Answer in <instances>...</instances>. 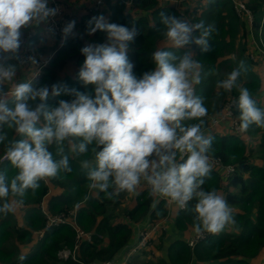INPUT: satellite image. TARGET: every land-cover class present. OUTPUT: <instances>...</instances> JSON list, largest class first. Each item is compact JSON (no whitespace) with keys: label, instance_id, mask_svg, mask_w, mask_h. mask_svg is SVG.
Instances as JSON below:
<instances>
[{"label":"clouds","instance_id":"obj_1","mask_svg":"<svg viewBox=\"0 0 264 264\" xmlns=\"http://www.w3.org/2000/svg\"><path fill=\"white\" fill-rule=\"evenodd\" d=\"M48 5L49 0H0V54L19 59L22 29L38 27L58 14L57 8ZM160 18L163 30L157 31H162L171 49L194 43L202 52L211 51L209 40L217 31L214 23L205 26L203 21L192 23L165 12ZM74 28L75 21L66 24L65 40ZM98 30L107 33L108 43L87 44L81 49L85 60L78 74L85 86L94 87V96L62 84L34 88L32 84L41 75L15 83L17 66L0 63V144L7 139L5 126L23 137L10 141L5 149L16 172L10 181L0 172V215L15 213L29 190L35 193L41 181L47 183L71 172L69 154L84 155L91 145L94 163L86 159L81 167L89 187L108 199L121 193L139 196L147 189L154 210L161 200L180 210H188L195 200L194 231L198 236L218 235L234 226L233 210L224 195L203 187L214 168L209 155L214 138L206 135L208 109L204 97L196 94V86L204 78L200 61L191 51L176 55L172 50H157L152 54L154 68L137 76L128 50L140 29L135 24L129 28L110 23L100 15L87 22L86 34ZM29 59L36 63L34 57ZM247 71L241 61L217 82L225 92L239 91L234 103L242 133L253 125L264 129V108L240 84ZM61 95L74 99L60 100L55 107L47 104L50 97ZM212 127L208 119L207 128Z\"/></svg>","mask_w":264,"mask_h":264},{"label":"trees","instance_id":"obj_2","mask_svg":"<svg viewBox=\"0 0 264 264\" xmlns=\"http://www.w3.org/2000/svg\"><path fill=\"white\" fill-rule=\"evenodd\" d=\"M131 1L130 7L127 6L128 0H116L115 4L110 5L113 13L109 22L129 28L135 24L140 29L141 34L130 43L128 50V57L134 64L137 76L154 68L152 54L157 50H172L176 55L191 51L203 68L204 78L196 86V94L204 97L208 109L205 118L207 128L209 116L220 111L227 98L233 97L238 102V89L228 93L218 88L217 82L225 79L228 73L244 61L248 71L240 78L241 87H247L258 106L264 108V74L259 70V62L264 58L259 55L260 51L264 53V0H244L252 15L254 37L260 50L256 51L257 56L251 52L247 42L252 30L247 25L248 16L245 13L243 16L239 15L235 0H194L183 6L166 0ZM104 11L100 8H87L82 19L76 21L77 26L86 30L87 22L92 17L102 15ZM65 12L67 14L66 10ZM161 12L192 23L203 21L205 26L214 23L217 31L209 40L211 51L202 52L201 47L194 43L180 50L171 49L167 42L159 45L162 40L167 41L162 31H157L158 28L163 30ZM99 32L102 34L101 38L107 36L106 32ZM77 40V36L70 35L64 45L57 49L50 67L45 68L43 74L32 84L34 88L45 85L50 88L53 84H62L95 95L94 87L85 86L79 79L78 74L85 56L81 52L83 46L77 45ZM14 62L19 66L17 60ZM72 99L73 96L67 95L50 97L47 104L55 107L60 100ZM12 106L14 105L10 100L9 107ZM239 115L238 108L234 106V116L240 123ZM4 131L7 132V139L0 144V172H5L10 181L16 170L7 157H2L6 154L5 149L10 141L23 137L8 130L6 126ZM206 135L214 138L209 152L213 161L219 160L222 165L235 167V171L226 179L223 166L214 161L211 176L203 185L206 190L214 188L224 195L233 210L236 221L234 226L218 235L205 233L203 238L191 245L187 239L190 237L189 233L194 231L193 209L196 201L189 203L188 210L176 207L174 211L169 208L167 201L161 200L154 210L153 197L147 189L139 196H134L135 203L125 205L118 211L126 193L108 199L103 192L89 187L90 182L86 171L81 167V161L87 159L94 163L90 145L88 153L84 155L69 154L71 172L61 173L60 178L47 183L41 181L35 193L29 190L23 198V205L15 213L6 217L0 215V264H78L71 259L58 257L59 249L74 245L76 230L69 223L46 227L47 217L45 218L42 204L47 195L50 198L44 207H47L50 214H69L75 211L77 223L93 232V242L81 241L80 257L87 262L109 261L123 251L132 238L131 221L139 223L149 218L150 223H158L169 218V226L175 227L180 233L175 237L168 234V225L164 222L166 229L159 236V243H154L150 238L127 264H264V258H259L264 251V129L253 125L248 132L242 133L231 127L226 132L212 131ZM50 150L55 155V145L50 146ZM109 191L113 189L110 188ZM20 211L24 213L22 220ZM118 216L121 219L114 221ZM39 229H44L42 236L34 233ZM140 253L142 256L137 258ZM20 256L26 258L21 261Z\"/></svg>","mask_w":264,"mask_h":264},{"label":"built area","instance_id":"obj_3","mask_svg":"<svg viewBox=\"0 0 264 264\" xmlns=\"http://www.w3.org/2000/svg\"><path fill=\"white\" fill-rule=\"evenodd\" d=\"M102 0H97L95 3V7H97L98 3H100ZM51 6L52 8H57L58 14L55 17H52L48 21V28L55 33L56 35H59L62 38V42L65 40L63 36V28L66 26L67 23L71 22L68 18L66 12H65V6H63L61 3H59L57 0H51ZM94 7V8H95ZM235 7L238 11L240 16H243L244 13L247 14L248 20L247 25L249 27L252 26V15L250 14V11L246 8L244 3L240 0H235ZM76 28V26H75ZM24 59H26L29 62H32L29 57H34L36 61V65L34 66V75H32V78L36 79L38 78L42 73V67L47 65L52 60V54L49 55L46 58H41L40 55L37 53L36 50H33L32 52H27ZM254 56V54H253ZM2 60V62H1ZM41 60V61H40ZM4 62V58L0 57V63ZM235 100L231 98H227V100L224 102L223 107L220 111H218L214 115L209 116V122L210 126H216L223 122L228 121L230 123V126L234 130H240V123L234 116V106H235ZM6 157V154L2 157L4 159ZM233 171V167L230 165L227 168L226 175L228 176ZM42 207H44V204H42ZM47 217V228H50L55 225L65 224L69 223L71 224L74 229L76 230V241L74 245L72 246H65L58 250V256L61 258H72L76 261L81 262L82 264H117L114 260L109 261H97L93 260L92 262H82L79 258L80 256V247H81V241L82 240H88L93 242V232L84 229L82 226H80L76 221V213L75 211L67 213H61L58 215H45V218ZM153 229H156V226L153 227ZM141 237L140 240L134 244L128 251V253H131L132 250H139L141 247H143L147 242L148 238L150 237V233L147 229H141ZM36 233L39 236H42L44 234V229L37 230ZM204 236V234L202 235ZM202 236H198L196 234L192 235L191 238L193 240H196ZM192 240V241H193ZM138 248V249H137ZM125 264V263H121Z\"/></svg>","mask_w":264,"mask_h":264},{"label":"rangeland","instance_id":"obj_4","mask_svg":"<svg viewBox=\"0 0 264 264\" xmlns=\"http://www.w3.org/2000/svg\"><path fill=\"white\" fill-rule=\"evenodd\" d=\"M61 1H63L64 3L69 5V7L71 8V11H69V13L70 14L73 13L74 20L80 19L81 17H83L86 14V12H87V8L89 7L91 9H99L100 8L102 10H105L102 15L108 20V22L111 20V15L113 13V9L110 8V5H113V4L116 3V0H102L100 3H98V5H97L98 8H96L95 4H89L86 0H61ZM242 2L245 5V1L242 0ZM131 3H132V1L128 0L127 6L130 7ZM249 29H252V30H250V32H249V35H248V37H249L248 39L249 40L247 42H249V48H250L251 52L255 54L254 46L257 43V40L254 37L255 36V29H254L253 25ZM73 32H74L73 35L77 36L78 39H79V40L76 41V44L80 45L81 47L82 46L84 47L87 44L99 45V44L108 43L107 36L101 38L102 34L99 32V30L96 31L92 35H88V34H86V30H84V29H82L81 27L78 26V28L76 30H74ZM97 33H99V35ZM260 34H262V32H260ZM58 39L56 38V34L53 33L48 28V22H46L44 24V30H43V33L41 34V36L37 35L36 37H34L32 39L33 42H30V39H27V40H29V44L28 45H31L34 49L35 48L42 49L44 51L43 53L48 54V53H50L49 49H51L52 47H53V49H52V52H53L54 50H57V49L61 48L64 45V43H62V41H60V40L58 41ZM57 42H58V46L54 47V46H56ZM166 42L167 41L162 40L159 45H164V43H166ZM25 51H29V49L25 50ZM25 51H21L22 58L27 57L26 54H24ZM37 53L40 55V53L38 51H37ZM2 55H5V54H1L0 57H2ZM1 62H2V60H1ZM29 63H32L33 66H35V64L33 62H29ZM27 64L25 63V66ZM5 66H6V64H5ZM49 67H50V65H49ZM26 68L27 67H24V68L21 67L20 69L18 68L17 73H18V71L26 70ZM259 70L261 72H263V74H264V65H260L259 66ZM29 74H31V76L34 75L35 74L34 73V69H33V71H30ZM15 83H19V81L17 80V75L15 77ZM12 86L13 85H8L9 88H11ZM5 90H7V86L5 87ZM49 198H50V195H47V198L43 202V204H45V202H47ZM133 203H135L134 202V196L126 193L122 197V203L120 204L118 211H120V209H122V207H124L125 205H132ZM22 215L24 217V213L22 211H20V219L21 220H22ZM119 219H121V218L118 216L116 219H114V221L119 220ZM164 230H165L164 224L161 223V228L154 235V238H153V242L154 243H159V239L158 238L163 233ZM157 252L159 253V250H157ZM136 254H137V250H132L131 253H128V257H129L128 260L132 259ZM141 256H142V253L138 254L137 258H139ZM127 261H126V264H127Z\"/></svg>","mask_w":264,"mask_h":264},{"label":"crops","instance_id":"obj_5","mask_svg":"<svg viewBox=\"0 0 264 264\" xmlns=\"http://www.w3.org/2000/svg\"><path fill=\"white\" fill-rule=\"evenodd\" d=\"M59 3H61L63 6H65V10L67 11V15H68V18L70 19V21H77V22H79L78 21V19H76V20H74V16H73V13L72 14H70L69 13V11H71V8L69 7V5L68 4H66V3H64L63 1H61V0H57ZM88 3H91L90 2V0H86ZM97 1V0H96ZM92 3H95V2H92ZM91 3V4H92ZM49 7H51L52 8V6H51V0H49V5H48ZM89 8V7H88ZM80 19H82V18H80ZM44 24L45 23H42V24H40L38 27H36V26H33V27H29V28H24V29H22V38L21 39H23L22 40V46H21V49H20V52H19V59H10V58H8V56H9V54H5L6 55V57H7V61L4 63V64H6V66L8 65V64H14L15 62V60H17V64L19 65V66H17V69L19 68H24V67H27L26 68V70H22V71H18V73H17V80L19 81V83L20 82H29L30 81V79H31V74H29L30 73V71H33V69H34V66H33V64L32 63H29L28 62V64L25 66L24 65V61H22V59H21V51H25V50H28V49H31V50H36V51H38L39 53H40V57L41 58H46V57H48L50 54H51V52H52V49H53V47L51 48V49H49L50 50V53H48V54H45V53H43L44 51L41 49V50H38L39 48H33L31 45H28L29 44V40H27V39H30V42H33L32 41V39L34 38V37H36L37 35H40L41 36V34L43 33V30H44ZM80 27V26H79ZM39 33V34H38ZM56 38L58 39V37L56 36ZM58 41H59V39H58ZM65 43V42H64ZM56 46H58V42L56 43ZM55 47V46H54ZM254 50H255V53H256V51L258 50V51H260L259 50V48H258V45L256 44L255 46H254ZM57 50H54L53 51V53H54V55H55V52H56ZM259 55H262L263 57H264V53L262 52L261 53V51H260V54ZM256 56H257V53H256ZM16 64V63H15ZM24 67H23V66ZM259 65H264V58L262 59V60H260V62H259ZM228 129H231V126H230V123L228 122V121H226V122H223V123H221V124H219V125H217V126H214V127H212V128H206L205 129V131H206V134H209L210 132H212V131H220V132H226V131H228ZM226 178V177H225ZM228 178V177H227ZM226 178V179H227ZM47 198V197H46ZM46 198H44L43 199V202L46 200ZM169 208H171V210H176L175 208H176V206L174 205V204H171V203H169ZM164 222L166 223V225H168V228L166 229V227H165V229L167 230V232H169L168 234H170V235H172V236H176L178 233H180L178 230H176L175 229V227H172V226H169V224H170V221H169V218L168 219H164L163 221H161V222H159V223H163L164 224ZM131 224H132V228H133V233H132V238H131V240L128 242V244L126 245V247L124 248V250L123 251H121V252H119V253H117V255L115 256V262L117 263V264H121V263H124L129 257H128V250L135 244V241L137 240V238H138V235H139V231L141 230V227H144V226H146V225H148L147 227H149V226H151L152 225V223H154V222H152V223H150V219L149 218H146V219H144L142 222H139V223H137V222H130ZM150 223V224H149ZM165 226V225H164ZM159 231V229L157 230V231H155V232H153L152 233V239L154 238V235L157 233ZM35 233V235H36V232H34ZM194 234H196L195 233V231H192L191 233H189V238L187 239L188 241H189V239H191V236L192 235H194ZM166 243V242H165ZM128 257V258H127ZM127 258V259H126ZM259 258H261V259H263L264 258V251L262 252V255L261 256H259ZM131 260V259H130ZM97 261H100V260H97ZM129 261V260H128ZM127 261V262H128Z\"/></svg>","mask_w":264,"mask_h":264},{"label":"bare ground","instance_id":"obj_6","mask_svg":"<svg viewBox=\"0 0 264 264\" xmlns=\"http://www.w3.org/2000/svg\"><path fill=\"white\" fill-rule=\"evenodd\" d=\"M240 1H242V0H240ZM166 2H169V3H171V4H174V5H177V6H182V5H186V4H188V3H193L194 2V0H166ZM246 6V5H245ZM78 24L76 23V21H75V26H76V28H74V30H76L77 28H78V26H77ZM73 30V31H74ZM58 38H59V40L60 41H62V38L59 36V35H56ZM65 42V40L62 42V43H64ZM33 50H31V49H29V51H25V53L24 54H26L27 52H32ZM52 54V56L54 57V53L52 52L51 53ZM1 55V54H0ZM53 57H52V60H53ZM2 58H4V61H6V59H7V57H6V55H2ZM21 59H22V61H24V65H25V63L27 64L29 61H27L26 59H24V58H22V56H21ZM51 60V61H52ZM41 61V60H40ZM51 61L47 64V65H45V66H43L42 67V71H44V69L45 68H47V67H49V65H50V63H51ZM35 65H36V63H34ZM42 74H43V72H42ZM41 74V75H42ZM231 99H233V100H235L233 97H231ZM215 162H216V164H220V165H222L221 164V162L219 161V160H214ZM223 166V169H224V172H225V177L227 178L229 175H231L234 171H235V167L233 166V165H231L232 167H233V171L227 176L226 175V172H227V168H228V166H230V165H222ZM42 210H43V212L47 215V214H50L48 211H47V207L45 206V207H42ZM50 215H52V214H50ZM55 215H58V214H55ZM154 226H156V229H153V227ZM165 227V226H164ZM161 228V223H152V225L151 226H149V227H147V228H145V229H147L148 231H149V233H150V237L148 238V240H150V238H152V233L153 232H155V231H157L158 229H160ZM141 231V230H140ZM139 231V235H138V238H137V240L135 241V242H138L139 240H140V237H141V232ZM204 235H205V233H204ZM204 236H202V237H200V238H198V239H201V238H203ZM198 239H196V240H193L192 238L191 239H189V243L191 244V245H194L195 244V242L198 240ZM193 240V241H192ZM142 248V247H141ZM59 257V256H58ZM60 259H65V260H68V259H71V260H73V262H75V263H78V264H82L81 262H79V261H76V260H74V259H72V258H61V257H59ZM79 258L81 259V261L82 262H86V263H88L87 261H85L84 259H82L80 256H79ZM128 258V257H127ZM126 258V259H127ZM111 260H114L115 261V259L113 258V259H111ZM128 260V259H127ZM126 260V261H127ZM126 261L124 262L125 264H126ZM89 262H92V261H89ZM100 262H102V261H100Z\"/></svg>","mask_w":264,"mask_h":264}]
</instances>
